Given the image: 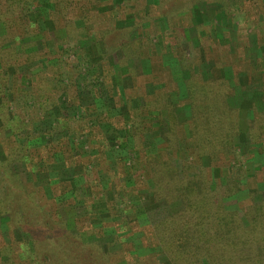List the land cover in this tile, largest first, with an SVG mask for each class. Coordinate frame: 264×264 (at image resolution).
<instances>
[{
    "label": "trees",
    "instance_id": "trees-1",
    "mask_svg": "<svg viewBox=\"0 0 264 264\" xmlns=\"http://www.w3.org/2000/svg\"><path fill=\"white\" fill-rule=\"evenodd\" d=\"M130 1L134 4L129 6L130 4L126 3L123 8L117 7L123 13L134 14L133 26L135 23L139 28L140 23H148L147 19L150 17L147 13L153 12L159 16L162 5L169 0ZM232 1L237 3L243 0ZM101 6L102 0H0L1 153L6 160L20 162L26 166L27 174L32 177L31 183L18 185L20 186L18 189H25L26 195L17 193L16 188L8 183L10 195L0 198V219L5 222V231H0V264H89L93 258L105 259L108 251H104L101 246L96 247V244L91 248L92 243L88 239L99 236L101 232L104 235L103 229L115 222L116 216L108 217L104 222L103 217L100 219V215L106 209L93 210V207L102 205L93 204L96 193L105 195L108 191H105L104 187L88 185L90 180L85 178L81 188L85 191L87 187L95 194L82 199L78 188L81 183L78 184V180L67 177L61 168H57V163L63 159L65 167L71 168V174L73 171L74 177L79 179H84L83 174L94 166L87 154L75 155L72 152L78 148V137L82 136L78 129L80 127V130L86 129L85 123L88 120L83 113L102 105L100 92L98 93L102 84L110 102L107 111L95 115L88 126L100 130L105 143V147L103 145L105 150L98 149V153L95 154L100 163L96 166L97 171L103 170L105 166L106 170H110L111 160L107 153L108 149L112 151L115 144L118 148L125 149L135 142V148L142 152L139 135L143 131L150 132L153 128L151 121L145 119L143 113H139L133 107L132 104L137 98H144L142 108L145 113L165 111L168 150L176 148L179 137L176 127L179 124L175 114L177 102L172 98L178 93L176 91L173 93L174 89L164 85L160 80L161 76L158 75L160 70L170 71L169 67L176 66V62L180 69L185 70V67H189L186 69L189 71V77L184 83L190 108V119L187 122L190 138H185L187 148L192 149L197 159H203V162L204 159H208L210 163L208 166H197L181 159V168L178 169L172 163L168 150H165L158 153H142L140 159L132 166L123 164L122 169L125 168L127 171L132 169L136 177L143 175L146 178L150 185L147 188L150 202H164L168 206L175 202L181 204L180 210L170 211L160 220L147 224L146 229L136 231L142 233V238L147 237L146 234L151 238L147 239L150 241L147 244L141 241L139 250L142 254L133 246H131L133 250L128 252L138 257L150 255L156 262L161 263L157 257L159 254L166 264H264V197L254 198L258 186L264 187V175L260 181L261 178L256 180L255 176L252 177L253 184L248 188L242 186L239 178H232L231 175L224 176L221 181L222 176L216 173L221 171V168L213 165L220 159L229 161L233 159L237 155L233 139L242 136L238 112L227 105V98L233 93V86L228 83L224 74L208 80L204 79L201 73L195 75L189 65L197 64L200 57L187 61L184 59V51L178 55L172 51L158 52L156 41L149 45L151 55L157 58L156 60L146 53L144 58L143 52H138L143 41L134 39L130 46H126L123 58H120L118 63L116 60L114 64L108 65L104 62V51H109L112 46H107L103 35L111 33L108 29L114 31L116 26L109 22L111 28H108L109 24L105 27L106 23L95 17L103 13L100 10ZM192 14L193 10L191 16ZM195 26L203 32L202 29H208L205 26L214 28L215 23L197 22ZM58 32L64 33L60 41L55 38ZM84 41L89 42L84 47L86 63L97 68L96 75L91 77L90 85L95 90V95L98 93L96 96L98 99L90 104L92 106L81 109L78 113L75 112L77 95L73 94L74 97L69 95V101L62 99L65 98L63 97L65 93L67 94L65 89L73 87L71 80L62 77L61 72L65 69L60 72L53 70V67L64 68L67 62L62 60V55L73 53L76 45ZM67 58L65 57L71 62L68 56ZM81 58L79 55L75 60L79 63ZM132 59L145 60L152 74L149 72V75L139 76L142 80L139 82L138 76L132 70L123 74L118 72L120 66L126 65ZM263 66V60L260 59L257 63L256 59L255 68L261 71ZM260 78L264 81L263 74H260ZM129 80L134 82V85L129 83ZM144 80L145 87L141 85ZM122 82L127 84L123 85ZM96 84L100 85L95 89ZM142 88H145L144 93ZM26 94L34 98L37 105L31 107L29 115L23 112L12 114L9 110L11 102L14 103V107H17V103L23 105L22 97ZM62 108L71 110L68 116L59 115ZM250 110L253 118L246 127L247 141L256 146V154L264 165V109L259 111L250 104ZM14 111L17 109L14 108ZM35 111H38V114ZM55 111L57 115L52 118ZM143 118L146 120V128L141 124ZM72 120L77 121V127L74 129H70L69 125ZM34 123L48 127L49 134L57 128H67L70 132L66 137L60 138L61 140L57 141L58 148L57 146L54 148L53 144L46 145L47 139L44 137L47 135L46 132H38L34 136L30 133ZM119 125L122 129H116ZM111 131L117 134H110ZM4 164L5 162H0V167ZM263 165L260 164L261 167ZM235 169L231 164V173L235 172ZM52 174L56 175L51 176ZM43 177L46 179L45 186L49 189L37 185L36 190L39 192L37 196L36 190L31 187L36 186L33 179ZM96 179L92 178V181ZM134 181L130 179L124 181V186L130 189L126 196L123 195L124 203L129 198H141V194L132 193L138 191ZM244 189L253 192L249 190L248 195L241 198L238 194ZM66 195L64 201L59 200ZM90 197L94 198L90 200ZM231 198L237 199V204L233 209H228L225 201ZM76 199L83 200L86 210L80 216L71 217L72 229L66 220L68 215L65 206L72 204ZM99 201L102 202L101 199ZM114 203L112 209L116 211L115 214L126 210L124 207H118L121 201ZM129 203L128 201L127 204ZM26 207L31 210L28 211ZM94 211L96 218L91 220L88 213ZM96 223L100 227H96ZM125 225L123 222L113 227L115 233L110 245H122V242L134 234L129 232L128 237L121 235L124 234L122 230L125 229ZM148 249L152 252L157 251V254L145 252ZM84 251L90 253L85 254ZM104 262L113 264L110 259ZM104 262L102 264H105Z\"/></svg>",
    "mask_w": 264,
    "mask_h": 264
},
{
    "label": "rangeland",
    "instance_id": "rangeland-1",
    "mask_svg": "<svg viewBox=\"0 0 264 264\" xmlns=\"http://www.w3.org/2000/svg\"><path fill=\"white\" fill-rule=\"evenodd\" d=\"M149 1L151 2V0ZM126 3L130 4L129 6L134 4L130 0H102V6L100 7V10H102L103 13H101L100 16H95L98 17V20L101 21L102 19V22L106 23H103L105 27L109 24V22H111L112 24L114 23L113 25L116 26L114 31H110L108 29V31L111 33L103 35V37L105 36L104 41L107 43V46H112L109 51H104V62H106L108 65H112L117 60L116 62L118 63V60L120 58H123V52L126 51V46H130L134 39H141L143 42L140 43L138 52H143L144 58L146 53L147 56H151V58H153L154 60L157 59L155 57H152L149 47L150 43L156 41V44H158V52L172 51L175 55H178L184 51L185 58H183L187 61L194 57H200L199 61L194 66L188 64L190 66V69L194 70L195 75L201 73L204 76V79L208 80L212 78H218L224 74L225 78L228 80V83L234 88L233 93L230 95V97L227 98V105L231 109L237 110L238 112V122L242 136H237L235 137V139H233V146H236L235 153L237 155L234 156V158L230 161L220 159L213 165L220 166L221 171L219 170V172L216 173L218 176H222L221 181L223 180L224 176L231 175L232 178H239L242 186L245 185L246 187L250 188L249 185L252 186L253 184L252 177L255 176V179L261 178L259 179V181L263 180L262 175H264V165L263 163H261V159H259L258 155L256 154V146L247 141L246 127H248L249 122L253 118L252 111L250 110V104H253V106L259 111L264 109V81H262V78L259 79L260 74H263L264 78V66L263 70L261 71L255 68L256 59L257 63L260 59L264 62V0H243L237 3L236 1L232 0H169L162 5L159 16L156 13L153 14V12L147 13L150 17L149 19H147L149 24L147 22H144L142 24L140 23L141 27L139 28H137V25L135 23L133 26L132 19L135 18L134 14L130 15L119 10V8L125 7ZM192 10L193 14L191 16ZM144 18L146 19V17ZM210 21H213L215 23V27L210 28L209 26H205L208 29L205 30L201 28L203 32H201L200 28H196L195 26L197 22L207 24ZM108 28H111L110 24L108 25ZM1 30L2 28L0 26V34ZM63 37V32H58L55 36L56 40L59 41ZM88 43V41H84L82 44L76 45L73 53L68 52L67 55H62V60H65L67 62L66 66L68 68L66 66L64 68L63 66H60V68L53 67V70H58L61 72L62 69H65L63 72H61L62 77L65 78V80L66 78H69V80H71V86L73 87H68V89H65V91H67V94L65 93V95L63 96L65 98L62 99L68 100V98L70 97L69 95H71L72 97H74L73 94L77 95V102L75 103L77 110L75 112L80 113L81 109L84 110L87 109L88 106H92L90 104L98 99L96 96L100 92L99 96L102 105L100 107L93 108L94 110L92 111H85L83 113L85 114V118L88 120L87 123H85L86 129H84V131L80 130L81 127L78 129L82 132V136L78 137L79 140L77 139L78 148L74 149V151L72 152V154L75 155L77 153L87 154L89 158L92 159V164H94V166H91V170H88L89 172H85L84 174L82 173L84 179H79L74 177L73 171L71 174V168L68 169L65 167L63 159H60V163H57V168H61L67 177L70 176L69 178H72V180H78V184L81 183L78 188L79 195L80 197L82 196V199L84 197L89 198L90 195L95 194V192L93 193V191L90 192V189H87V187H85L84 185L83 187H85V191H83V188H81L82 184H84L82 182L85 181V178H88L87 180H90L88 181V185H92L93 187L97 186L100 188L104 187L105 191L109 192H107L105 195H103L102 193H96V199L93 204L102 205H97V208L93 207V210L102 211L106 209L104 213L100 215V219L103 217L102 221L104 222L105 219H108V217L111 218L112 216H116L114 217L115 222L113 224H109L108 227H105L103 229L104 235L102 234V232L99 234V236H103H93L88 239L90 243L93 244H90L91 248L95 246V244L98 248L99 246H101L104 251H108V255H106L104 260L93 258L92 261H89V264H102L104 261H109V259L113 262V264L165 263V260L163 261V257L159 254L157 255V257L159 258V261L161 263L156 262L153 258H151L150 255L138 257L135 254H130L128 251L131 250V246H133V248L136 249L139 254H142V251L139 250L140 243H150V241L147 239L151 240V238L149 237V234H146L147 237L142 238V233L136 231H141L143 228L146 229L145 226L147 224L160 220L170 211L180 210L181 204L179 202H175L168 206L164 202H150L148 198L150 197V194L148 193L147 189L150 185L147 182L146 178H144L143 175L136 177V175L134 174V170L129 169L127 171V169L125 168L122 169V166H130V164L132 166L137 160L140 159L142 153H158L160 151L164 152L165 150H168L169 137L165 133V131H167L166 113L165 111H162L160 113L157 111H151L149 114L145 113L144 109L142 108L144 98H137L136 102L132 104L133 107L136 108L139 113H143L145 119H149L151 121V126L153 128L152 131H143L141 135H139L140 142L142 144L141 149L143 148L142 152L139 151L138 148H135V142L133 143V145L129 144L125 149L118 148V145L115 144L112 151L108 149L107 153V155H109V159L111 160V162L109 161V165L111 167L110 170H106L107 167L105 166L103 167V170L97 171L96 166H99L100 163H98L99 160H97V156H95V154L98 153V149L99 151L105 150V143H103V136L100 130L90 128L88 126L91 125L92 121L90 120L93 119L95 115L103 112L105 113L107 111V106L110 101L108 100V93L105 92L103 84L100 86V91H98V93L96 92V95L95 90L92 89L90 85L92 80L91 77L96 75L97 68L86 63V49H84V47ZM79 55L82 56V58L78 63L75 58H78ZM67 56L69 57L71 62L67 60ZM65 57L67 59H65ZM174 60L176 61V59ZM147 64L148 63L145 60L134 61L132 59L126 65L120 66L118 72L123 74V72L127 73L128 70H132L136 74V76H138V81L141 82L142 80L140 77H144V75L146 74L149 75V72L151 70V68ZM177 64L178 63L176 62V66L169 67L170 71L168 72H163L160 70V72L158 73V75L161 76V82L164 85H169L172 90L174 89L173 93L174 91L178 93L176 97L172 96V99L177 102L175 114L177 123L179 124V126L176 127V131L179 137L176 143L177 147L169 149L168 152L172 157V163L178 169L181 168V159L184 162H191L192 164L197 166H208L210 163L209 160L204 159L203 162V159H197L196 154L192 151V149H189L190 151L188 150L187 144L185 142V138H190L187 124L190 119V108L187 103V93L184 86L185 79L189 77V71H187L189 67L186 65L187 67H185L184 70L180 69ZM68 69L71 70L69 71ZM33 82H35V80H33ZM128 82L132 83L130 82V80ZM122 83L123 85L125 83L127 84V82ZM132 84L134 85V82ZM145 84L146 80H144L141 85L145 87ZM99 85L100 84H96L95 89L97 88L96 86ZM142 91L144 93L145 88H142ZM141 95L142 94L140 93L139 96ZM35 101L36 100H34V98H30L29 94H26L24 97H22V102H24L23 105L17 103V107H14V103L11 102L10 104L9 101V110L12 114L25 113L29 115L31 107L33 105H37ZM14 108H16L17 111H14ZM70 111L71 110L69 108H62L61 112H59V115L68 116ZM35 112L36 114H38V111ZM56 115L57 112L55 111V113H53L51 117L54 118V116ZM145 119L143 118V120H141V124L146 128L147 125ZM76 123L77 121H70V129L76 128ZM37 124L34 123L32 125V131L30 130V133H33L32 135L34 136L38 132H46L47 135L44 136L47 139L46 145L48 144V146H51L53 144L54 148L56 146L58 148L57 141L61 140L60 138H63L64 136L66 137V135H68V132H70V130H67V128H57L55 130H52V133L49 134L48 127H41ZM44 125H46V123ZM116 129L122 128L119 125V127H116ZM112 132L113 131H111L110 134H117L116 132ZM1 149L2 146L0 144V162H5V164L0 167V198L10 195L8 192H11V190L9 191L8 183L12 187L16 188L17 193H21L22 195L25 189H18L20 188V186L18 185L24 186V183L30 182L32 177L27 174L28 171L25 170L26 166H24L22 163L6 160V158L2 156ZM252 156L254 157L252 158ZM231 164H233V166L236 168V174L235 172L231 173ZM260 164L261 166L263 165V167H261ZM257 169L259 170L255 171ZM93 174L94 176H92ZM54 175L56 174H52L51 176ZM102 175L103 177H101ZM92 178L97 179L95 181H92ZM128 179L132 181L135 180V187L138 189V191H133L132 193L141 194V198L136 199V197H134L135 199H131L128 197L129 199H127L126 203H124L123 199L127 194L126 192H130V189L124 186V181ZM53 180L55 179L53 178ZM44 181H46L44 177L43 179L38 178V180L33 179V183L36 186H31V182L28 185L36 190L38 188L37 185H43L44 187H46ZM46 188L49 189V187ZM249 190L244 189L242 193L238 194V196H240L241 198L246 197ZM250 191L253 192L252 190ZM112 194L115 195L113 196ZM117 194H119L120 197H118ZM24 195L26 194L24 193ZM36 195L39 196V192H37V190ZM261 197H264V187L260 188L258 186V190L254 192V198L257 199ZM64 198H67V195L65 197H61L59 200L64 201ZM92 198L94 197H90V200ZM100 199L102 200V202L99 201ZM82 201L83 200L80 201L76 199L72 204L65 206V211L68 215L66 216V220L71 228L73 227L72 218L82 215L86 210V206L84 202L82 203ZM106 201L108 205H106ZM115 201H121L120 206L118 207H124L126 210L124 212H117L115 214L116 211L112 209ZM128 201L130 202L129 204H127ZM236 204L237 199L235 198H231L225 201V205L228 209H233ZM107 207H109L110 209ZM26 209L28 211L31 210L29 209V207H26ZM95 211L88 213V216L91 218V220L96 218ZM123 222L126 225L125 229L122 230L124 234L121 235L128 237L130 236L128 235L129 232L134 234H131L128 240L126 239V241L122 242V245H110L115 233L114 228L117 224ZM4 223L5 222L0 219V231H5ZM97 224L98 223H96V227H100V225ZM87 250L91 251L90 249ZM89 251H84V253L88 254L90 253ZM148 251L149 253L152 252L151 249H148L145 252ZM152 253L156 255L157 251H153ZM83 259L85 258H82V260Z\"/></svg>",
    "mask_w": 264,
    "mask_h": 264
}]
</instances>
